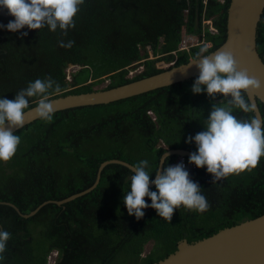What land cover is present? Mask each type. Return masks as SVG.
<instances>
[{"label":"trees","instance_id":"1","mask_svg":"<svg viewBox=\"0 0 264 264\" xmlns=\"http://www.w3.org/2000/svg\"><path fill=\"white\" fill-rule=\"evenodd\" d=\"M228 2L85 0L74 17L75 28L66 36L47 27L15 33L0 28V97L12 93L5 97L12 99L29 82L47 76L62 88L50 97L55 98L90 92L105 79L103 89H110L183 64L201 46L177 51L180 32L200 37L213 51L225 38ZM13 19L0 17V24ZM60 40L75 43L64 48L58 46ZM255 49L264 64V10ZM68 65L78 69L66 81ZM134 67L141 71L126 78ZM195 78L104 105L57 111L51 122L38 118L15 131L21 140L17 151L10 160L0 161V230L11 233L2 264H46L53 252V264H154L173 253L182 239L190 243L262 215L264 156L257 167L216 183L206 168L194 165L189 178L198 183L210 207L198 213L181 206L170 222L152 208L144 209L140 220L127 214L122 197L133 173L114 163L101 168L90 192L60 206L52 203L89 188L104 161L134 166L147 159L154 173L164 151H196L195 144L185 140L203 131L212 101L205 93L191 92ZM35 104L31 98L30 107ZM256 106L264 122V105L256 100ZM234 114L253 117L239 110ZM176 160L167 157L162 168ZM148 242L152 247L141 257Z\"/></svg>","mask_w":264,"mask_h":264},{"label":"clouds","instance_id":"2","mask_svg":"<svg viewBox=\"0 0 264 264\" xmlns=\"http://www.w3.org/2000/svg\"><path fill=\"white\" fill-rule=\"evenodd\" d=\"M84 3L85 0H0V8L14 17L6 25L0 24V28L15 33L25 27L29 30L47 27L52 32L59 29L66 36L69 29L75 28L74 17ZM203 23L212 30L209 21ZM184 34L182 30L180 37ZM21 35L26 36L27 32ZM193 37L200 42L195 47H201L188 63L198 70L190 90L193 94L205 93L212 102L207 118L203 119V131L185 140V143H194L196 147V151L189 154L188 163L196 168H206L212 183H216L231 174L257 167L264 156V122L254 116L247 119L234 114V110L244 114L255 112L256 105L246 99V94L260 89L264 81L241 68L230 51L209 53L211 44L203 42L200 37ZM74 43L73 40H60L58 46L71 48ZM61 92L59 82L47 76L29 82L12 99L5 98L12 93L0 97V161L10 160L17 151L21 140L14 130L23 126L25 110L30 108L31 98H36V106L32 109L35 115L51 122L55 108L50 97ZM218 95L221 97L219 100L216 99ZM174 164L162 170L157 167L154 173L149 171L147 159H141L132 166L129 189L122 197L129 216L140 220L145 214L143 210L152 208L157 216L170 222L174 211L181 206L198 213L209 209L210 204L202 189L189 178L183 163ZM153 174L154 178L150 179ZM150 185L155 187V191L150 190ZM145 197L151 201L150 204ZM10 238L11 233L0 230V264L6 259L4 253ZM52 256L56 253L53 252Z\"/></svg>","mask_w":264,"mask_h":264},{"label":"water","instance_id":"3","mask_svg":"<svg viewBox=\"0 0 264 264\" xmlns=\"http://www.w3.org/2000/svg\"><path fill=\"white\" fill-rule=\"evenodd\" d=\"M263 10L264 0H229L226 8L224 41L209 52L230 51L241 68L246 69L249 75L262 81H264V64L256 52L255 37ZM9 16L4 8H0V17ZM191 60L110 89H95L87 93L68 94L50 99L55 112L112 103L197 77L198 70L195 66L188 65ZM246 98L255 105L256 100L264 105V86L258 90H250L246 94ZM35 106L25 110L23 126L38 119L32 111ZM252 114L262 122L257 106ZM19 129H15L14 132ZM190 153L183 149L166 150L159 156L157 167L162 170L165 157L176 156L188 159ZM109 163L119 164L130 171L132 168L131 165L116 159L102 162L98 167L96 179L89 188L52 203L60 206L88 193L96 186L101 168ZM151 187L153 185H150ZM49 202L46 201L42 205ZM36 210L29 214H33ZM154 264H264V213L254 219L220 229L211 236L200 240L187 243L185 239H182L177 242L173 253Z\"/></svg>","mask_w":264,"mask_h":264},{"label":"rangeland","instance_id":"4","mask_svg":"<svg viewBox=\"0 0 264 264\" xmlns=\"http://www.w3.org/2000/svg\"><path fill=\"white\" fill-rule=\"evenodd\" d=\"M208 31L210 33H212V34L215 33L214 30H211L210 28H208ZM206 45L210 46V44H206ZM202 46H204V45H202ZM146 51H147L148 59L152 58L151 57L152 54H151L150 50L146 49ZM168 65H170V63H166V65H165V63H162L160 66L163 67V66H168ZM77 69L78 68L76 66H67L65 68V70H64L65 80L67 79L66 81H69L71 79V74L73 72H75ZM139 71H141V67H134L133 69H131V71H129L127 73L126 78H131L135 74H138ZM107 83H108V81L105 79L101 83L93 85L92 89H103L107 85ZM151 245H152V243L148 242V243H146L145 245L142 246V250H141V253H140L141 257L145 256L150 251V249L152 247ZM52 255H53V253L50 254L49 258L47 257L46 264H53L55 256H52ZM113 263L114 264H118L119 262L114 260Z\"/></svg>","mask_w":264,"mask_h":264},{"label":"built area","instance_id":"5","mask_svg":"<svg viewBox=\"0 0 264 264\" xmlns=\"http://www.w3.org/2000/svg\"><path fill=\"white\" fill-rule=\"evenodd\" d=\"M199 44H200V42L195 37L184 34L180 37V42L178 44L177 51H187L191 47H195ZM177 163H183V165L187 171L194 169V165L185 162V160L182 157L177 158L175 164H177Z\"/></svg>","mask_w":264,"mask_h":264}]
</instances>
